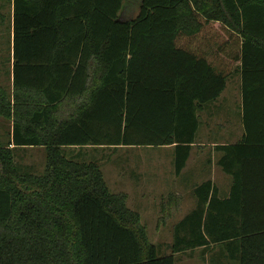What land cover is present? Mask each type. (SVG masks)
<instances>
[{"label": "trees", "instance_id": "obj_1", "mask_svg": "<svg viewBox=\"0 0 264 264\" xmlns=\"http://www.w3.org/2000/svg\"><path fill=\"white\" fill-rule=\"evenodd\" d=\"M4 1L14 5V93L0 89V117L13 123L0 132V264H176L198 249L212 251L211 264H264V106L259 137L218 148L233 180L228 196L212 180L197 185L170 254L159 253L99 164L64 154L174 146L180 175L198 111L220 97L228 75L178 40L211 23L240 37L231 59L241 62L247 99L264 81V0H139L133 19L121 18L126 0ZM214 48L218 58L226 43ZM245 123L249 135L247 110ZM21 147L46 149L42 175L17 161ZM170 197L161 222L179 209L181 197Z\"/></svg>", "mask_w": 264, "mask_h": 264}, {"label": "rangeland", "instance_id": "obj_2", "mask_svg": "<svg viewBox=\"0 0 264 264\" xmlns=\"http://www.w3.org/2000/svg\"><path fill=\"white\" fill-rule=\"evenodd\" d=\"M127 3L128 5L123 12L124 19L130 16L128 13L130 0ZM137 3V8L139 9V2ZM2 44L7 49L6 37L2 39ZM7 55L8 57L10 56V45L7 49ZM2 82L8 87V90H5L9 93L10 97L13 96L14 91L12 92L11 90V77ZM227 106L230 108L229 104ZM227 114L230 119H233V112L227 111ZM11 122V120L0 117V132L2 134L11 131ZM205 131L206 128H202L200 135H205ZM219 132H216L215 135H218ZM222 132V136L225 137L226 133L223 130ZM4 139H7L6 135ZM18 151L16 159L29 167L28 172L36 175H42L45 172L47 163L45 150L26 149ZM64 152L68 158L73 155L75 159L71 157L72 160L77 162H95L99 164L110 190L113 193L126 194L128 196L127 202L129 208L140 213L142 223L148 231L149 238L156 245L159 253L162 255L171 253L170 245L173 242L174 225L191 212L197 204L194 190L193 193L189 191V185L192 187L193 184H196V181L185 174L176 175L173 148L166 146H101L88 150L85 148H66ZM194 168L192 161L185 172ZM198 169L195 172L197 180L202 177ZM224 175L225 178L228 177L233 182L230 175L227 173ZM223 185L225 187L226 180L223 181ZM175 194L184 196L182 205L177 210L178 212H174L172 217L167 218L165 222H161L160 202L172 199L173 197L170 196ZM219 253L222 254L221 251H218L215 257H218ZM211 255H213L212 251L207 256H203L198 249L194 252L178 256L176 264H211Z\"/></svg>", "mask_w": 264, "mask_h": 264}, {"label": "crops", "instance_id": "obj_3", "mask_svg": "<svg viewBox=\"0 0 264 264\" xmlns=\"http://www.w3.org/2000/svg\"><path fill=\"white\" fill-rule=\"evenodd\" d=\"M127 2L121 13V18H123V12L128 5ZM137 2L139 1L130 0V9L128 10L130 16L125 19H133L139 14ZM14 18L13 3H8L4 0H0V89L8 90V87L5 86L2 81L7 80L8 77H11L12 92L14 91ZM220 31L221 28L217 24H206L201 33L197 36L191 38H181L178 40L180 45L187 46L193 50H197L198 53L207 58L206 61L210 65H212L218 71L226 73L228 75L227 86L220 97L217 100L208 102L207 104L203 105L198 111V117L201 121L200 128L197 134L196 141L192 144L190 157L180 175L185 174L186 176L191 177L192 180L196 181V184H193L192 187H190L189 185V191H191L192 193L197 185L205 181L212 180L217 186L220 195L222 197H226L228 196L231 189L232 181H230L228 177L225 178L224 174L226 173H224L223 169L218 164L219 160L223 156V152L218 150V148L222 146L242 144L246 141V138L247 140L251 139V141H254L257 137L260 136V126L262 124L259 120V111L264 106V81L254 82L253 84H251L248 88L249 92H247L248 97L246 99L243 91V76L240 70L241 62L239 61L232 63L233 61L231 59L233 46L234 48H236L235 45H237V41L239 43H241L242 41L240 37L231 38V34L228 31ZM4 37H6L7 49L10 45L9 57L7 55V49L2 44V39ZM221 40L223 44L226 43V49L224 52L218 55V59L216 58L214 45L216 41L221 42ZM257 86H259V88H257ZM227 104L230 105V108L227 106ZM246 110L249 114V135L245 123ZM227 111H231L234 113L233 119L229 118ZM202 128H206L205 135L203 136L200 135V131ZM226 129L228 130L226 131ZM217 130H219L220 132ZM222 130L226 133L225 137L222 136ZM216 132H219V134L215 135ZM166 147L173 148L174 157V146ZM67 148L72 149L79 147ZM90 148L92 149L98 147L91 146L85 149L88 150ZM26 149H42L45 150L46 153V149L44 147H21L17 150L21 151ZM192 161L193 167L195 168L193 170L191 169L190 171L185 172V170H188L189 164H191ZM196 169H198V172H200L202 176L198 180L197 178H195ZM225 180L226 185L224 187L223 181ZM175 195L181 197V206L184 200V196L179 194ZM163 201L164 200L160 202V207Z\"/></svg>", "mask_w": 264, "mask_h": 264}]
</instances>
